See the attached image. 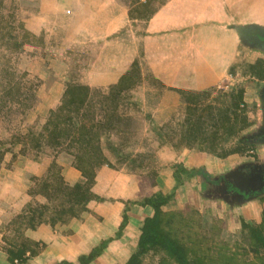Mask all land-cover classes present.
Returning <instances> with one entry per match:
<instances>
[{"label": "crops", "instance_id": "0c3cea01", "mask_svg": "<svg viewBox=\"0 0 264 264\" xmlns=\"http://www.w3.org/2000/svg\"><path fill=\"white\" fill-rule=\"evenodd\" d=\"M21 1L32 8L24 19L25 27L32 33L43 32L47 38L60 34L61 43L72 45L73 49L92 46V56L83 54L85 64L76 74L91 90H108L136 60L141 76L137 85H145L143 82L149 78L162 89L153 105V121L158 120L159 112L170 113L178 106L177 90L197 92L218 89L222 83H228L234 77L229 71L237 61L239 49L249 51L248 55L253 57L249 63L260 57L255 52L254 40L255 34L259 39L264 34V0ZM62 77L54 81L58 93L64 86ZM152 89L148 85L144 90L152 92ZM146 100L144 97L143 101ZM51 106L54 103L48 104V108ZM217 160L212 154L182 148L170 156V162L163 164L154 179L132 176L123 168H100L93 189L102 200L90 201L89 212L67 224H56L54 228L41 224L27 231L26 235L42 248L37 255L17 264L75 262L80 254L109 238L100 256L89 264H124L137 243L143 219L153 213L148 205L128 201L158 191L169 192L174 185L175 164L203 168L211 182L195 176L201 185L198 188H206L205 192L217 199ZM223 160L230 166L236 158L230 154ZM50 162V157L36 161L17 155L13 162L5 157L0 163V264H15L7 259L5 239L15 237L14 214L31 200L28 194L31 178L43 176ZM57 162L67 182L74 183L81 178L69 154L60 153ZM188 181L176 189L174 199L166 206L187 195L191 190ZM35 198L43 201L39 195ZM244 203L249 205V219L259 222V214L264 211V192L249 196ZM125 207L126 224L119 236H115Z\"/></svg>", "mask_w": 264, "mask_h": 264}, {"label": "trees", "instance_id": "16d2710c", "mask_svg": "<svg viewBox=\"0 0 264 264\" xmlns=\"http://www.w3.org/2000/svg\"><path fill=\"white\" fill-rule=\"evenodd\" d=\"M2 36L5 34L0 32V39ZM6 36L7 40L0 41V47L3 46L0 49L8 54L20 53L25 43L31 42L26 32H11ZM1 55L4 56L3 53ZM17 71L15 64L10 63L9 59H0V163L5 157L13 162L17 155L36 161L50 157L51 162L43 176L31 178L28 188L31 200L13 218V224L17 225L13 227L14 233H18L19 228L28 227L33 230L41 224L54 227L56 224H67L71 219L79 218L82 213L89 212L90 201L102 200L93 189L100 168L106 166L117 170L121 165H131L134 168L141 165L139 155L142 158L145 155L139 153L132 156L131 153L121 151L130 142L128 129L133 120L132 116L121 115L118 108L127 101L132 106L138 105L127 92L141 79L136 60L119 81L104 92L91 90L89 86L81 83L77 73L67 75L68 79L65 80L58 103L42 115L41 122L35 120L30 125L23 122L25 114L33 107L35 94L29 87H25L27 81L20 80ZM235 71V65L231 66L229 73L234 76ZM241 76L264 80V60L257 59L247 64ZM244 83L239 81L226 90L218 89V94L223 97L216 98L215 112L210 115L207 111L210 104L202 105L201 101L215 88L197 92L177 90L181 97L183 115L177 121L171 117L160 126L151 124L150 130L158 137L157 143L170 145L174 149H196L219 159L241 152L246 147L242 145V140L234 138L249 124L244 114ZM189 107H193L192 110L200 109L193 118L187 116ZM17 114L22 116L16 118ZM7 121H15L12 128L4 126ZM112 132L116 136L114 140L110 136ZM105 151L110 155H106ZM62 152L72 157V165L80 172L81 178L74 183L67 182L61 174L57 157ZM110 156L114 158L113 162ZM194 176H201L211 182L210 175L203 168H186L175 164L172 173L174 185L169 192L158 191L133 202L140 206H150L153 213L143 219L137 243L124 264H141L142 257L151 250L163 252L174 264H238L233 256L208 255L206 252L196 251L187 245L176 229L170 227L175 216L182 220L184 211L168 213L164 207L174 199L176 189ZM221 178L240 194L244 193L226 177ZM258 183L250 192L252 195H258L264 189V174H260ZM244 194L247 195L246 192ZM37 195L43 197L44 201L38 202L35 198ZM126 211L125 207L115 236H119L126 224ZM110 239L103 240L89 252L80 254L75 262L61 260L54 264H89L100 256ZM249 239L252 241L255 257L264 253V211L261 212L259 223L249 224ZM5 240L4 249L10 262H25L40 250L37 242H17L14 235ZM249 264L255 263L249 261Z\"/></svg>", "mask_w": 264, "mask_h": 264}, {"label": "rangeland", "instance_id": "374dc122", "mask_svg": "<svg viewBox=\"0 0 264 264\" xmlns=\"http://www.w3.org/2000/svg\"><path fill=\"white\" fill-rule=\"evenodd\" d=\"M31 10L32 8L25 5L21 0H0V32L5 34L0 41L7 40L8 37L6 34L11 32L19 34L26 32L28 33L29 41H31L30 43H25L20 53L8 54L0 49V54H4V56H0L1 61L6 58L9 59L10 63L15 64V68L18 70L17 74L20 75L19 79L26 80L25 87H29L35 94V99L32 102L33 107L28 112L25 111L27 113L25 114L23 123L26 125L32 124L35 120H40L39 122H41L42 115H45L50 108L54 107L51 106L48 108V104L51 102L54 105L57 104L61 92L58 93L55 91L57 87H55L56 83L54 81L59 76H63L62 80L63 78L66 80V78L68 79L67 75L81 72L82 66L86 61V59H82L83 54L89 57L93 54L91 50L92 46H82L73 49L72 45H64L61 43V36L57 34L60 31L56 32L57 35L51 36L50 38L45 37L43 32L35 34L29 31L25 27L24 19L29 15L28 13ZM0 48H3V46ZM254 49H256L255 52L259 53L260 56L256 58L264 60V47L256 44L254 45ZM248 53L249 51L247 49H239L237 61L235 62L236 71L234 77L228 83H222V87L218 88L226 90L234 83L239 81L245 82L243 95L245 103L244 114L249 122L239 135L234 138V140H242V145L246 147L241 152L233 153L236 161L229 166V162L227 163L223 160L226 157L222 158V160L217 158V177L224 176L226 179L229 176H233L237 169L249 165L254 168L264 166V140H256L257 135L264 130V80L241 76L244 67L250 64L248 61L253 58ZM78 60L81 61L78 62ZM60 82L62 81L60 80ZM143 83L145 85H135L127 91L138 102V105L136 107L132 106L127 101L121 103L118 109L121 115L132 116L133 120L132 126L128 129V131L130 130V133L128 132L130 142L128 145L122 147L121 151L131 153L132 156L139 153L145 155L143 158L140 155L138 157L141 160L140 166L136 165L132 168L131 165H121V168L132 176L154 179L155 174H157L163 164L168 162L170 156L180 149H174L170 145L163 143L158 144V137L151 132L150 126L152 123L160 126L169 121L171 117H174V121H177L183 115V106L181 104V97L177 92L179 97L178 106L170 113H167V111L163 113L159 112L157 116L158 120L153 121L151 115L153 105L162 94V89L149 78ZM148 85L153 88L151 90L152 92L144 90L148 88ZM218 89L215 88V90L210 91L205 100L201 101L202 105L210 104L209 108H207L209 115L215 112V106L217 105L215 104L216 98L223 97H220V94H218ZM144 97L145 100L149 98V101H143ZM202 105H199L201 109ZM189 108L186 111L189 118L195 117L200 110H192L193 107ZM21 116L17 114L16 118H20ZM14 123L15 121H7L4 126L6 128H12L11 126ZM2 134L6 136L4 132ZM114 134L113 132L110 133L111 139L113 140L116 139ZM132 140L136 142H131ZM106 153L110 155L109 152ZM111 160L113 162L114 158L111 157ZM200 177L197 178L200 179ZM195 178L194 176L188 181V187H190L192 192L188 190L187 195H183L180 198L181 201L164 207L165 212L168 213L178 212L179 210L184 211L182 220L180 217L175 216L170 222V227L176 229L178 235L182 237L187 245L192 246L196 251L206 252L208 255L221 254L223 256H233L235 262L238 264H249V261L255 264H264V253H260L262 252L260 251V256L255 257V254H253L254 247L252 241L249 239V224L259 223L261 221V214H259V222H254L252 219H249V205L244 203L245 199L242 204L237 203V201H241L239 197L229 199L218 195V198L214 199L210 196L211 194L209 192H205L206 188L204 190L198 188L201 185L198 181H195ZM190 194L193 196L190 197ZM140 199L138 198L136 200ZM261 199L262 197L259 198V202L262 201ZM134 201L129 200L128 202L133 203ZM17 214H14V217ZM243 224L246 226L244 227ZM15 226L17 225L14 224L13 227ZM18 230V233L14 237V240L17 242L20 240L37 242L26 235V232L32 229L24 227ZM38 246L41 250L42 247L39 243ZM14 262L15 264L22 263L16 260ZM141 264L174 263L167 259L163 252L151 250L142 257Z\"/></svg>", "mask_w": 264, "mask_h": 264}, {"label": "flooded vegetation", "instance_id": "af4514ba", "mask_svg": "<svg viewBox=\"0 0 264 264\" xmlns=\"http://www.w3.org/2000/svg\"><path fill=\"white\" fill-rule=\"evenodd\" d=\"M256 140H264V130H262L257 135ZM260 174H264V166H261L260 168H254L253 166L249 165L247 167L237 169L233 176H229L227 178L228 181L239 186L244 193H247V195L244 193L240 194L234 187L229 185L227 181L221 178L223 176H219L216 180V185H218L216 191L218 192V195L229 199H232L233 197H239L244 200L249 196H256L252 195L250 192L256 187L258 180H260ZM262 192H264V189H262L260 193Z\"/></svg>", "mask_w": 264, "mask_h": 264}, {"label": "water", "instance_id": "95a60500", "mask_svg": "<svg viewBox=\"0 0 264 264\" xmlns=\"http://www.w3.org/2000/svg\"><path fill=\"white\" fill-rule=\"evenodd\" d=\"M254 41L256 44H259L262 47H264V34L261 35L260 39L257 37V34H255V40Z\"/></svg>", "mask_w": 264, "mask_h": 264}, {"label": "built area", "instance_id": "2783aa9c", "mask_svg": "<svg viewBox=\"0 0 264 264\" xmlns=\"http://www.w3.org/2000/svg\"><path fill=\"white\" fill-rule=\"evenodd\" d=\"M136 1H138V2H145V1H147V0H136Z\"/></svg>", "mask_w": 264, "mask_h": 264}]
</instances>
